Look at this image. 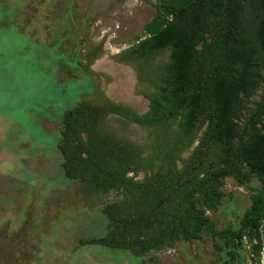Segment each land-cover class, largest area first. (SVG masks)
<instances>
[{
	"label": "trees",
	"instance_id": "trees-1",
	"mask_svg": "<svg viewBox=\"0 0 264 264\" xmlns=\"http://www.w3.org/2000/svg\"><path fill=\"white\" fill-rule=\"evenodd\" d=\"M148 2L141 36L111 56L133 67L147 109L100 94L60 116L63 175L82 196L113 195L101 202L104 233L80 243L138 256L206 233L214 264H264V0ZM109 115L145 128L144 140L117 134ZM225 178L258 185L236 225L217 229L207 211Z\"/></svg>",
	"mask_w": 264,
	"mask_h": 264
},
{
	"label": "rangeland",
	"instance_id": "rangeland-1",
	"mask_svg": "<svg viewBox=\"0 0 264 264\" xmlns=\"http://www.w3.org/2000/svg\"><path fill=\"white\" fill-rule=\"evenodd\" d=\"M148 1L153 0H0V264L216 262L206 233L138 256L81 244L104 233L101 202L113 195L82 196L78 181L59 166L55 145L64 109L107 95L121 78L128 83L127 99H112L146 110L133 67L111 56L141 36L153 13ZM99 43L101 54L84 67V55ZM106 125L137 142L146 134L136 124L121 127L113 115ZM257 185L254 178L245 185L225 178L219 206L207 211L214 227L235 226Z\"/></svg>",
	"mask_w": 264,
	"mask_h": 264
},
{
	"label": "flooded vegetation",
	"instance_id": "flooded-vegetation-1",
	"mask_svg": "<svg viewBox=\"0 0 264 264\" xmlns=\"http://www.w3.org/2000/svg\"><path fill=\"white\" fill-rule=\"evenodd\" d=\"M120 52V51H119ZM119 52H117V53H119ZM116 53V54H117ZM114 61V60H113ZM115 63H117V64H121V65H126V66H130V65H128V64H124V63H119V62H116V61H114ZM135 72V71H134ZM121 78H118V80H116V83H115V87L113 88V89H111V90H109L107 93V95L105 94L104 96L106 97V98H108L109 100H111V101H114V102H120V101H115V100H113L112 98H117V96H116V92L115 91H117V88L119 89L120 87H122V86H124V84H123V82H121ZM135 80V85H136V78L134 79ZM121 82V83H120ZM144 98V97H143ZM120 99H122V98H120ZM146 100V99H145ZM146 102H147V100H146ZM120 103H123V102H120ZM123 104H126V103H123ZM126 105H129V104H126ZM130 106V105H129ZM130 107H132V106H130ZM134 109V108H133ZM147 109V108H146ZM135 110V109H134ZM136 112H138V111H136ZM144 112V111H143ZM138 113H142V112H138ZM129 124H135V123H129ZM137 125V124H136ZM59 138V137H58ZM59 152V151H58ZM60 154V153H59ZM60 162H61V155H60Z\"/></svg>",
	"mask_w": 264,
	"mask_h": 264
},
{
	"label": "bare ground",
	"instance_id": "bare-ground-1",
	"mask_svg": "<svg viewBox=\"0 0 264 264\" xmlns=\"http://www.w3.org/2000/svg\"><path fill=\"white\" fill-rule=\"evenodd\" d=\"M128 78H130V77H128ZM121 82H123L124 86L120 87L119 89L117 88V91H115L116 96H117V98L127 99V98H125V96H126V90H127L128 83L126 84V82L124 80H121Z\"/></svg>",
	"mask_w": 264,
	"mask_h": 264
}]
</instances>
